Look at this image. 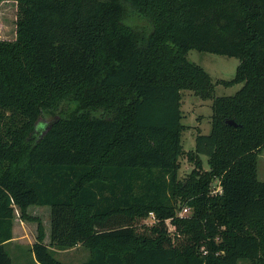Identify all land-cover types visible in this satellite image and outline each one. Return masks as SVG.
<instances>
[{
	"label": "trees",
	"instance_id": "1",
	"mask_svg": "<svg viewBox=\"0 0 264 264\" xmlns=\"http://www.w3.org/2000/svg\"><path fill=\"white\" fill-rule=\"evenodd\" d=\"M16 1L15 37L0 38V264L29 204L50 208L33 264L76 245V264H264V0ZM190 49L236 57L222 82L239 89L214 96ZM184 89L211 99L189 150ZM70 98L90 110L41 123ZM182 156L195 168L179 177Z\"/></svg>",
	"mask_w": 264,
	"mask_h": 264
},
{
	"label": "rangeland",
	"instance_id": "2",
	"mask_svg": "<svg viewBox=\"0 0 264 264\" xmlns=\"http://www.w3.org/2000/svg\"><path fill=\"white\" fill-rule=\"evenodd\" d=\"M18 14L16 0H0V38L12 39L15 37V20ZM187 58L199 64L209 75L214 83V96L233 94L240 83L225 85L223 80L231 79L235 74L238 59L234 56H225L210 52L190 49ZM181 110L182 123L181 142L184 150L194 148V137L197 132L207 133L210 130L211 99H203L196 95L192 90H181ZM90 107L82 104L76 99L61 101L52 111H45L39 118L41 123L46 126L54 117L61 115L85 114ZM200 168L208 169L209 163L206 155H200ZM195 168V164L188 161L186 157H180V167L178 176L183 177L186 173ZM257 177L264 180V146L261 148L256 159ZM217 187V179L213 181ZM146 222L149 221L145 218ZM41 227L44 242H49L50 227V208L43 205H27L21 210L14 205L13 212V236L14 241L7 247L13 264H33L26 252L27 246L35 241L39 228ZM55 257L64 264H76L89 255L87 248L76 245L69 248L59 249L53 247ZM237 264H249L245 259H239Z\"/></svg>",
	"mask_w": 264,
	"mask_h": 264
},
{
	"label": "built area",
	"instance_id": "3",
	"mask_svg": "<svg viewBox=\"0 0 264 264\" xmlns=\"http://www.w3.org/2000/svg\"><path fill=\"white\" fill-rule=\"evenodd\" d=\"M217 187H218V188L215 187L213 190H214V191H216V190H220V186H219V183H218V182H217ZM188 211H189V210H188V207H187V206H183V207L181 208V210L178 212V214H179V215H184V214H186ZM147 218L149 219V221H147L148 223L151 222V221H153V220H154V214H153L152 212H149V215H148ZM167 221H168V220H167Z\"/></svg>",
	"mask_w": 264,
	"mask_h": 264
},
{
	"label": "crops",
	"instance_id": "4",
	"mask_svg": "<svg viewBox=\"0 0 264 264\" xmlns=\"http://www.w3.org/2000/svg\"><path fill=\"white\" fill-rule=\"evenodd\" d=\"M11 233H12V237L9 239V240H6L4 241L5 245L7 247L11 246V244L13 243L14 241V236H13V225H12V228H11Z\"/></svg>",
	"mask_w": 264,
	"mask_h": 264
},
{
	"label": "water",
	"instance_id": "5",
	"mask_svg": "<svg viewBox=\"0 0 264 264\" xmlns=\"http://www.w3.org/2000/svg\"><path fill=\"white\" fill-rule=\"evenodd\" d=\"M226 122L228 124H232V125H235L236 124L232 119H228V120H226Z\"/></svg>",
	"mask_w": 264,
	"mask_h": 264
}]
</instances>
